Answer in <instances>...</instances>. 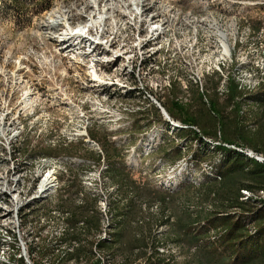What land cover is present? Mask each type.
I'll list each match as a JSON object with an SVG mask.
<instances>
[{
    "label": "rangeland",
    "instance_id": "374dc122",
    "mask_svg": "<svg viewBox=\"0 0 264 264\" xmlns=\"http://www.w3.org/2000/svg\"><path fill=\"white\" fill-rule=\"evenodd\" d=\"M205 1L181 0L179 5L184 10H191L196 15H203L202 4ZM207 1L211 10L214 11L212 19L222 26L221 29L228 38L227 41L232 52L231 58L234 60L227 70L230 73L231 81H236V78H233L235 74V77H239L246 88L243 90L237 86L239 91L242 90L245 93H250V95L258 94L259 84L263 83L264 85V0H234L257 4L235 7L227 13L220 8L221 0ZM70 2L74 3L73 12H76L82 4L81 0L75 2L73 0H0V91H31L32 88L29 87L33 85L34 91L39 92L36 98L38 103L37 120L34 123L37 131H40V137L38 140L28 137L25 144L26 152L40 154L38 152H55L57 149L63 148L65 152L59 157H66L69 155L66 149L69 148L70 150L71 148V150H87L92 157H96L98 151L85 144V137L76 138L74 136L84 133L83 128L86 127L89 138L91 132L97 133L104 139L109 150L122 153L125 164L130 159L131 154L134 153L136 160L133 159L132 161L133 163L136 161L135 167L131 169L127 164L125 165L126 169L132 171L134 180L141 184L149 182L151 188L156 189L161 194H173L174 198L165 207L159 203L148 206L142 205L145 217L141 218L143 224L140 226H143L145 232L150 233V240H148L146 248L131 249L129 247V244L133 245V235L129 233L134 228V223L131 221L126 229L128 231H125L124 234V243L112 245L106 252L99 251L106 258V264H145L147 255L150 256L154 246H158L168 250L165 254L159 252L162 256H174L175 264H182L184 258L181 256V250L177 246L167 247L169 243H166V236L170 233V229L168 227L161 228L159 222L167 217L175 221L172 214H179L186 206V202L194 199L195 191L193 189L188 188L185 193H179L175 190L185 181L193 182L195 180L196 183H199L205 174L212 178V167L222 166V159L216 153L206 154L205 150L201 151L198 144H193L192 148L189 149V140L181 141L176 136V132L180 130H171L170 124L164 120L162 114L155 124L151 122L150 129L137 140H133L131 136L132 122L129 120V117L135 113L126 114L123 118L121 116L124 107L132 106L144 109L149 105L150 102L144 100L146 93L155 98L163 108L165 101L171 96L174 100L178 99L183 104L188 103L187 105L195 107V93L191 90L194 86L190 85L191 91H182L179 83H175L174 86L178 85L181 91H172L173 89L171 91L127 92L83 90V76H74L77 69L67 61L66 52L54 45V41L50 39L52 35L55 37V35L62 34L64 30L58 28L56 32H50L42 26V24H48L52 21L51 17L54 16L55 12L57 13L54 18L63 19L62 15H66ZM46 10L47 12H45ZM259 27L261 28L260 32L254 34L253 31ZM213 43H215L214 40L208 45L210 51L215 50ZM234 45L236 49H233ZM206 46L203 45L202 48H206ZM212 55L216 56L215 53ZM22 66L25 68L19 70ZM17 74L23 76L22 85L17 83ZM217 81L220 84L218 74L206 79L205 90L210 99L216 97ZM46 84L52 86L51 90H45ZM224 92L218 91L220 95V99H217L218 105L223 107L224 113H227L228 118L232 119L231 106L225 97L228 91ZM200 93L202 94L201 91ZM202 95H205V91ZM250 95L248 94V96ZM204 99L208 103L206 97ZM105 110L110 112V117L108 115L105 117L106 114L101 113ZM242 113V116L248 117L249 122H252L251 129L254 128V120H258L260 123L264 122V109L256 105H247L243 108ZM251 132L254 131L251 130ZM164 136L165 139L163 140ZM54 137L58 138L59 144L54 145L48 142V139ZM154 137H157L159 141L155 142ZM207 140L211 142H204L211 145L212 148L219 146L218 142ZM97 144L100 149H103L101 143L98 142ZM98 153L100 154V152ZM178 153H183V156L178 158ZM77 156L69 158L94 161L91 158ZM249 160L253 159L250 158ZM65 169L67 173L60 174V181L65 182L66 185L69 182L71 185H76L78 174L86 168L77 167L67 161ZM71 169L77 171L78 174L76 172H72L74 175L71 174ZM106 172L103 176H106ZM107 179L106 186L109 187L111 183L109 178ZM189 185H193V183L189 182L185 187ZM112 196L111 201L113 202L116 195ZM80 199L81 196L79 204ZM164 209L167 211L164 212ZM48 210V205L44 204L39 208L31 209L29 217L45 216ZM150 221H153V225L149 229L147 223ZM125 224L124 221L117 229L124 228ZM45 231L46 226L44 225L41 227L22 224L20 239L17 240V245H13L12 248L14 253L12 252L8 262L2 264H21L17 261L20 258L24 260L25 264L28 261L30 264H90V260L87 259H84L87 262L83 260L78 263L75 259L62 257L64 255L62 253L73 252L79 244L72 242L68 245L59 246L58 243L54 244V241H49ZM2 238L3 236L0 235V247L3 243ZM64 238L66 239V236ZM162 243L164 245H161ZM172 251L175 253L173 254ZM157 264H159L158 261Z\"/></svg>",
    "mask_w": 264,
    "mask_h": 264
},
{
    "label": "bare ground",
    "instance_id": "6f19581e",
    "mask_svg": "<svg viewBox=\"0 0 264 264\" xmlns=\"http://www.w3.org/2000/svg\"><path fill=\"white\" fill-rule=\"evenodd\" d=\"M81 1L82 4L76 12L72 9L74 3L70 2L66 15L61 16L63 19L54 18L57 13L55 12L51 17L52 21L42 26L50 32H56L58 28L64 30L62 34L55 37L52 35L50 39L54 41V45L66 52L67 61L77 69L74 76H83V90L171 91L174 84L179 83L182 91H191L192 85L204 94L206 79L218 74L220 84L218 83L217 91H229L231 78L227 70L234 60L231 58L228 38L222 31V26L212 19L214 11L207 0L202 4L203 15L182 9L179 5L181 0ZM249 3L251 2L221 0L219 5L227 13L235 7L257 4ZM213 40L215 50L210 51L208 45ZM203 45H207L205 50ZM24 68L22 66L19 70ZM16 77L18 85H22L23 76L17 74ZM233 78H236L235 83L239 89H246L239 77L234 74ZM29 88H32L31 91H0V235L3 236L0 264L10 260L12 252L14 253L13 245H17L20 228L24 223L30 226H46L45 235L54 244L60 243L70 231V226L66 223V213L57 209L50 208L45 216L29 217L31 209L52 204L57 199L62 187L59 177L61 173H67V161L77 167L86 168L79 174L81 185L85 194L96 201L100 216L93 253L96 260L106 264V258L97 248V243L112 240L115 222L111 196L117 194L116 186H106L108 177L104 175L105 179L103 174L108 166L104 158L99 164L83 159L26 152L28 137L34 140L40 137V131H37L34 123L37 120L36 98L39 92L34 91L33 85ZM51 88L50 84H46L45 90ZM144 100L160 109L171 130L191 128L198 132L195 127L173 120L149 93H146ZM142 110L140 107H124L121 118ZM101 113L110 117L108 110ZM83 130L84 133L74 136L85 137L84 142L103 155L99 145L88 137L86 127ZM57 139L54 137L48 139V142L59 144ZM223 146L264 164V156L248 148L230 145L226 147L225 144ZM133 159L134 153L128 159L132 168L136 164ZM243 194V200L251 197L248 192L244 191ZM260 198L264 200L263 192L260 193ZM157 250L161 254L168 252L161 247Z\"/></svg>",
    "mask_w": 264,
    "mask_h": 264
},
{
    "label": "trees",
    "instance_id": "16d2710c",
    "mask_svg": "<svg viewBox=\"0 0 264 264\" xmlns=\"http://www.w3.org/2000/svg\"><path fill=\"white\" fill-rule=\"evenodd\" d=\"M260 30L259 27L253 32L256 34ZM217 86L218 81L216 89ZM261 86L262 84L259 85L258 94L250 95V93L239 91L235 82L230 81L229 91L225 97L231 106L232 119H229L228 114L224 113V108L218 105L217 99L220 95L216 89V97L211 99L206 91L205 95H202L200 91H194L195 107L187 105L188 103L183 104L178 99L174 100L172 96L164 103V109L172 119L198 130L197 132L191 128L183 129L176 132V136L181 141L189 140V149L193 144H198L201 151L205 150L206 154L216 153L223 162L220 167H212V178L205 174L199 183L195 180L183 182L175 191L185 193L188 188L193 189L194 199L186 202V206L179 214H172L175 221L167 217L159 222L161 228L170 229V233L166 236V243H169L167 247L177 246L181 250V256L184 258L182 264H264V200L260 198V193H264V164L249 160L243 154L223 146L225 144L245 147L264 156V122L254 120V128L251 129L252 122H249L248 117L242 116L243 108L247 105H256L264 109V85ZM251 130L254 132L252 133ZM90 138L102 144L103 157L99 153L97 157H92L84 149L71 150V148L66 149L69 153L66 157L82 155L81 157L91 158L96 163H100L104 158L108 166L107 177L110 183L117 187V194L112 202L115 221L112 240L97 243V248L106 252L112 245L124 243V234L128 231L126 229L131 221L134 223V228L129 233L133 235V245L129 244V247L131 249L146 248L150 233L145 232L143 226H140L143 224L141 218L145 217L142 205L159 203L165 207L173 200L174 195L161 194L151 188L149 182L141 184L134 180L132 171L125 167H117L112 160V157L117 155V151L109 150L105 141L94 132L90 133ZM203 138L222 145L212 148L204 142ZM63 152L65 149L59 148L55 152L38 153L59 157ZM178 154V158L183 156V153ZM123 162L125 164V160ZM128 167L132 169L130 165ZM189 182L193 185L185 187ZM244 191L251 195L247 200H243ZM82 194L83 205L76 206L69 199H65L66 201L61 205L63 212L70 216L66 223L72 229V226H76L75 224L81 219L83 224L90 225L97 233L100 217L96 201ZM166 211L164 209V212ZM120 220H123L122 223L118 222ZM124 221L125 227L117 229ZM152 225L153 221L147 223L149 229ZM72 242L79 244V239L69 236L67 239H62L58 245H68ZM157 248L158 246H154L152 254L147 255L145 264H157V261L159 264H175L174 256H162L157 252ZM92 249L93 247L88 249L87 246L76 248L73 252L62 253L64 254L62 257L75 259L78 263L87 259L90 260V264H102L95 259ZM17 261L25 264L22 258Z\"/></svg>",
    "mask_w": 264,
    "mask_h": 264
},
{
    "label": "crops",
    "instance_id": "0c3cea01",
    "mask_svg": "<svg viewBox=\"0 0 264 264\" xmlns=\"http://www.w3.org/2000/svg\"><path fill=\"white\" fill-rule=\"evenodd\" d=\"M191 90L192 91H198V89L197 88L195 89L194 87ZM172 91H181V89L178 87V85H175ZM140 112L141 113L138 112V113H135V115H131L129 117V120L132 122V124H131V128H132L131 136H132L133 140H137L138 138H140L144 134H146V132L151 127V122L153 124H155L157 122V120H159V118L161 116L160 114H162L160 109L158 107H156L155 105H149ZM155 117H156V119H154ZM163 117H164V115H163ZM164 120L166 121L165 117H164ZM102 140H104V139L102 138ZM154 140H155V142L159 141V139L157 137ZM94 142L98 143L99 141L96 140ZM82 145H83V143H82ZM86 145L88 146V144H86ZM115 157H116V159H115ZM112 160L117 164V167H125L126 164H127V166H129L128 160H127L126 164H124L123 160H125V159H124L122 153H119V151H117V155L112 157ZM135 163H136V161H135ZM99 164H101V162ZM70 172L73 175H74V173H72V172H76L78 174L77 171L72 170V169L70 170ZM106 176H108V173H106ZM77 182L78 183L76 185H71L70 182H69V184L66 185L65 182H61L62 187H61L60 193H59L57 199L55 201H53L54 203L48 204L49 209L54 208V209H57L58 211L64 213L61 205L66 201L65 199H69L74 204L76 203L75 204L76 206L77 205L78 206L83 205V203H84L83 199L84 198H82V197H84V196H83L82 192H84V194H85V191H84L83 186L80 184L81 180H80L79 174L77 176ZM80 196H81V199H80V204H79ZM54 205H55V207H54ZM48 214H49V212H48ZM66 217H67L66 221H68L70 216H68V214H67ZM122 221L123 220H120L118 222L122 223ZM75 225L76 226H72L73 227L72 229L70 227L71 232L70 231H68L69 233L67 232L66 239L69 236L77 237L79 239V246L77 247V249L85 248L86 246L88 247V249L92 248L94 245V236L96 234V231L93 230V228L90 225L83 224V221L81 219L78 220V222Z\"/></svg>",
    "mask_w": 264,
    "mask_h": 264
},
{
    "label": "built area",
    "instance_id": "2783aa9c",
    "mask_svg": "<svg viewBox=\"0 0 264 264\" xmlns=\"http://www.w3.org/2000/svg\"><path fill=\"white\" fill-rule=\"evenodd\" d=\"M249 4H255V2H253V3H249ZM155 103H156V101H155ZM179 123L182 124V122H179ZM225 146L228 147V145H225Z\"/></svg>",
    "mask_w": 264,
    "mask_h": 264
}]
</instances>
